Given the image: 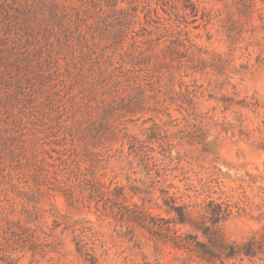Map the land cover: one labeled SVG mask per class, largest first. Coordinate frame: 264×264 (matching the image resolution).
Returning a JSON list of instances; mask_svg holds the SVG:
<instances>
[{
  "label": "rangeland",
  "instance_id": "obj_1",
  "mask_svg": "<svg viewBox=\"0 0 264 264\" xmlns=\"http://www.w3.org/2000/svg\"><path fill=\"white\" fill-rule=\"evenodd\" d=\"M0 264H264V0H0Z\"/></svg>",
  "mask_w": 264,
  "mask_h": 264
}]
</instances>
